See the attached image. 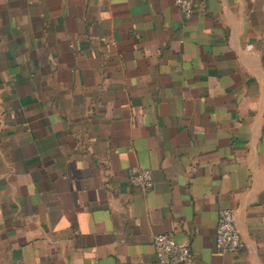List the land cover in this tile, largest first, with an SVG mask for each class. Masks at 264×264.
Segmentation results:
<instances>
[{
	"label": "crops",
	"instance_id": "crops-1",
	"mask_svg": "<svg viewBox=\"0 0 264 264\" xmlns=\"http://www.w3.org/2000/svg\"><path fill=\"white\" fill-rule=\"evenodd\" d=\"M193 1L0 0V264H264V0Z\"/></svg>",
	"mask_w": 264,
	"mask_h": 264
},
{
	"label": "built area",
	"instance_id": "built-area-1",
	"mask_svg": "<svg viewBox=\"0 0 264 264\" xmlns=\"http://www.w3.org/2000/svg\"><path fill=\"white\" fill-rule=\"evenodd\" d=\"M175 5L187 19L195 12L196 4L193 0H175ZM127 175L133 187L144 191H151L155 187L154 176L149 169L129 168ZM153 244L156 251L155 264H189L192 260L190 249L180 245L172 233L155 235ZM215 245L221 253H237L245 246L232 210L225 209L219 214Z\"/></svg>",
	"mask_w": 264,
	"mask_h": 264
}]
</instances>
